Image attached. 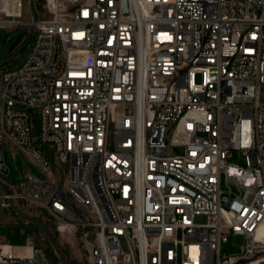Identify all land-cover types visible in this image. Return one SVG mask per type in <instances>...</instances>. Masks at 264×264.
<instances>
[{"label":"built area","instance_id":"built-area-1","mask_svg":"<svg viewBox=\"0 0 264 264\" xmlns=\"http://www.w3.org/2000/svg\"><path fill=\"white\" fill-rule=\"evenodd\" d=\"M24 7L0 0V27L35 36L0 66V143L47 178L13 185L0 164V210L40 209L86 264H264V0H44L29 23ZM30 244L0 243V264H55Z\"/></svg>","mask_w":264,"mask_h":264},{"label":"rangeland","instance_id":"rangeland-1","mask_svg":"<svg viewBox=\"0 0 264 264\" xmlns=\"http://www.w3.org/2000/svg\"><path fill=\"white\" fill-rule=\"evenodd\" d=\"M24 17L22 22L29 23L33 18L44 19V0H23ZM33 16V18H32ZM35 36L26 25L14 29L0 27V66L4 71L14 70L20 67L30 54ZM260 103L264 104V84L260 89ZM1 114V103H0ZM35 133L41 135V116L38 110L32 112ZM46 153L48 163L53 169L52 179L62 185L68 165H59L53 156L49 146L40 143ZM0 151L4 156V171L2 176L17 185L27 175L33 173L40 179L47 177L40 169L22 153L5 147L0 143ZM181 153L180 149L175 150ZM229 164L244 170H249L247 158L239 152H233ZM223 189L226 190L225 184ZM235 190V188H233ZM197 223H205V217H199ZM0 241L10 244H24L31 242L30 246L42 247L55 264H86L88 261L87 251L81 247V243L74 237L60 235L55 229L54 221L43 211L35 207L19 204L18 208L5 211L0 210ZM95 243V237L88 238V246ZM234 243V244H233ZM228 247H224L223 253L233 255L238 253L243 243L238 238ZM57 245L59 250L55 247Z\"/></svg>","mask_w":264,"mask_h":264},{"label":"crops","instance_id":"crops-1","mask_svg":"<svg viewBox=\"0 0 264 264\" xmlns=\"http://www.w3.org/2000/svg\"><path fill=\"white\" fill-rule=\"evenodd\" d=\"M74 240H76L75 238H74ZM0 243L1 244H9V245H12V246H14V247H16L17 248V252H22L23 251V249L21 248L24 244H18V245H16V244H10V243H7V242H5V241H0Z\"/></svg>","mask_w":264,"mask_h":264},{"label":"water","instance_id":"water-1","mask_svg":"<svg viewBox=\"0 0 264 264\" xmlns=\"http://www.w3.org/2000/svg\"><path fill=\"white\" fill-rule=\"evenodd\" d=\"M0 164H4V156L1 151H0ZM55 247L59 250V247L57 245H55Z\"/></svg>","mask_w":264,"mask_h":264},{"label":"bare ground","instance_id":"bare-ground-1","mask_svg":"<svg viewBox=\"0 0 264 264\" xmlns=\"http://www.w3.org/2000/svg\"><path fill=\"white\" fill-rule=\"evenodd\" d=\"M8 5H9V4H6L4 7H5L7 10L10 11L9 7H7ZM11 11H12V12H15L14 9H11ZM29 251H30V249H29Z\"/></svg>","mask_w":264,"mask_h":264}]
</instances>
